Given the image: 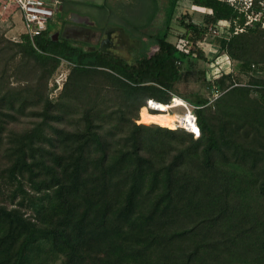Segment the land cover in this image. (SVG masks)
Returning a JSON list of instances; mask_svg holds the SVG:
<instances>
[{
	"label": "trees",
	"instance_id": "trees-1",
	"mask_svg": "<svg viewBox=\"0 0 264 264\" xmlns=\"http://www.w3.org/2000/svg\"><path fill=\"white\" fill-rule=\"evenodd\" d=\"M180 1L152 0L129 21L131 61L50 26L0 39V264H264V17L249 20L264 0H190L212 8L202 22L176 13ZM213 28L237 68L215 80L212 105L192 102L200 136L141 123L148 98L170 102L193 64L211 60ZM21 115L32 126L10 128ZM142 117L169 125L167 112Z\"/></svg>",
	"mask_w": 264,
	"mask_h": 264
},
{
	"label": "rangeland",
	"instance_id": "rangeland-1",
	"mask_svg": "<svg viewBox=\"0 0 264 264\" xmlns=\"http://www.w3.org/2000/svg\"><path fill=\"white\" fill-rule=\"evenodd\" d=\"M103 0H100V2ZM163 5L166 0H160ZM232 4H238L244 9H249V6L252 3V0H228ZM152 0H120L119 6L117 5L115 11L110 10H100L98 8H88L83 10L79 7L80 14L86 15L88 17L87 22L76 23L68 19L66 24L67 26L62 31V34L73 38L75 40L86 41L89 44V47H94L99 45L101 48L109 46L108 42L104 40L110 32L112 34V41L110 42V48L117 50V53L123 55L128 60H133L136 55L139 53V44L136 40L130 39V36L127 35L125 27H128L129 21L132 24H138L143 19H146L149 16L151 11ZM260 10H253L250 12L249 20L256 18L264 17V3H262ZM192 13L193 18L197 22H202L204 20V15L206 12H212L210 7H199L192 3L190 0H181L179 6L176 9V13L182 14L185 11ZM9 10H4L0 13V39L5 37L13 41H20L21 34L23 33V23L19 16L14 17ZM164 11H161L154 24L152 29L160 26L164 19ZM64 12L56 11V14L53 19L51 28L55 29L58 25H63L64 22ZM177 22L174 21L175 32H177ZM111 30V31H110ZM176 34V33H175ZM221 31L216 28L211 29L202 43V46L206 50L210 61L200 60L186 72V75L181 79L178 84L177 90L174 92L177 95L182 96L184 99L197 103L199 99H207L208 105H212L215 99L219 96V92L216 88L215 80L224 72H231L236 70L237 63L231 60L226 54L219 51V46L217 44L218 38L220 37ZM142 39L148 41L146 35L141 36ZM174 41H177L178 46L184 50H189L191 45L186 44L185 40L179 39L176 36L173 37ZM156 47H152L150 52H154ZM2 66L0 65V71ZM68 70L63 69L50 83L49 85V94L50 98L56 100L60 94L64 83L67 79ZM10 81L17 83V80L12 76ZM243 81H246L247 78L243 77ZM145 108L142 109L141 123L169 127L171 129L175 128V124L168 121L169 125H157L150 124L148 121L143 120V115L145 113ZM176 110V109H175ZM179 110V109H177ZM34 117L28 115H21L20 119L12 122L10 128L15 130H23L32 126Z\"/></svg>",
	"mask_w": 264,
	"mask_h": 264
},
{
	"label": "built area",
	"instance_id": "built-area-1",
	"mask_svg": "<svg viewBox=\"0 0 264 264\" xmlns=\"http://www.w3.org/2000/svg\"><path fill=\"white\" fill-rule=\"evenodd\" d=\"M59 5L60 1L58 0L55 2H48L46 0H5L4 2H1L0 13L4 10H9V8L12 6L14 9L20 10L23 16L25 33L33 38L34 36L41 34L48 28V26H50L56 11L59 8ZM185 42L188 44L187 41ZM170 93L172 94V98L170 102L167 103V105L174 106H171L166 111H163L160 109L161 101L157 100L156 98H148L145 104L141 107L140 118L143 108L150 112H167L173 114L176 116V127L173 129H183L189 133H192L194 137L198 138L201 134V128L198 122L196 109L200 106L195 105L194 103L176 95L173 92ZM177 98L180 99V103L177 102Z\"/></svg>",
	"mask_w": 264,
	"mask_h": 264
},
{
	"label": "crops",
	"instance_id": "crops-1",
	"mask_svg": "<svg viewBox=\"0 0 264 264\" xmlns=\"http://www.w3.org/2000/svg\"><path fill=\"white\" fill-rule=\"evenodd\" d=\"M0 1L4 2L5 0H0ZM46 1L55 2L56 0H46ZM58 1H60V5H59V8H58V11H63L64 12V20H63L64 24L62 26L58 25L55 29L54 28L52 29L51 25H52L53 21L51 22L50 28H51L52 35L54 37H58V36H60L62 34V31L67 26L66 22H67L68 19H70V20H72L73 22H76V23H82V22H87L88 21V17L86 15L80 14L79 9L81 7H84V8H81L83 10H87L88 8H86V7H91L92 9L96 7L98 9L104 10V11L105 10H110V11L114 10L115 11L116 9L118 10V8H116V6L117 5L119 6V1L120 0H103L101 2H100V0H58ZM10 10H11L10 12L13 14L14 17H16V16L20 17V19H21V21L23 23L22 31L24 32L25 29H24V22H23L22 12L20 10L14 9L13 6L10 8ZM104 39H105V37H104ZM130 39L136 40V39L132 38L131 36H130ZM106 40L109 43L108 44L109 46L105 45V48H103V49H107V50L114 51V52L117 53V50H114L113 48H110V42L112 41L111 32L107 36Z\"/></svg>",
	"mask_w": 264,
	"mask_h": 264
},
{
	"label": "bare ground",
	"instance_id": "bare-ground-1",
	"mask_svg": "<svg viewBox=\"0 0 264 264\" xmlns=\"http://www.w3.org/2000/svg\"><path fill=\"white\" fill-rule=\"evenodd\" d=\"M177 102H179L180 103V99L179 98H177ZM171 106H174V105H167V103L166 104H164V103H161V110H163V111H166L168 108H170ZM170 114V113H169ZM175 120H176V116L175 115H173V114H170V120H169V122H170V124H172V123H174L175 124ZM175 126H176V124H175Z\"/></svg>",
	"mask_w": 264,
	"mask_h": 264
},
{
	"label": "flooded vegetation",
	"instance_id": "flooded-vegetation-1",
	"mask_svg": "<svg viewBox=\"0 0 264 264\" xmlns=\"http://www.w3.org/2000/svg\"><path fill=\"white\" fill-rule=\"evenodd\" d=\"M106 39H107V37L104 40H106ZM106 42H107V40H106Z\"/></svg>",
	"mask_w": 264,
	"mask_h": 264
}]
</instances>
